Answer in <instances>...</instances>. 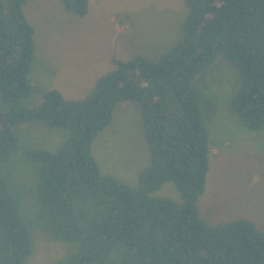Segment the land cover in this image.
<instances>
[{
  "label": "trees",
  "instance_id": "1",
  "mask_svg": "<svg viewBox=\"0 0 264 264\" xmlns=\"http://www.w3.org/2000/svg\"><path fill=\"white\" fill-rule=\"evenodd\" d=\"M182 1L186 15L166 52L112 59L82 99L38 91L42 101L29 107L34 28L26 0H0V163L19 153L33 165L41 229L67 248L51 264H264V230L253 221L213 225L198 214L211 145L195 86L224 61L236 73L231 113L248 131L264 130V0ZM58 2L75 19L88 13L89 0ZM129 101L138 104L148 154L135 185L103 174L91 148ZM25 124L58 130L62 140L52 151L22 148ZM5 172L0 168V264H23L33 221ZM167 182L179 200L157 195Z\"/></svg>",
  "mask_w": 264,
  "mask_h": 264
},
{
  "label": "rangeland",
  "instance_id": "2",
  "mask_svg": "<svg viewBox=\"0 0 264 264\" xmlns=\"http://www.w3.org/2000/svg\"><path fill=\"white\" fill-rule=\"evenodd\" d=\"M88 4L86 16L75 19L58 0H26L24 13L35 33L28 81L37 91L25 101L27 106L42 101L38 91L56 90L65 99H82L113 68L112 59L158 57L173 45L186 15L182 0H89ZM235 80V71L218 59L195 81L211 145L197 210L209 224L245 218L264 230V130L248 131L231 113L229 98ZM18 136L22 148L51 151L62 140L60 131L38 124L23 125ZM91 148L103 174L135 185L148 163L138 104L119 105ZM0 168L14 190L23 194V209L33 221V248L23 264H51L62 258L66 246L47 238L40 226L39 204L31 191L33 165L18 153L0 163ZM157 195L179 200L170 182Z\"/></svg>",
  "mask_w": 264,
  "mask_h": 264
}]
</instances>
